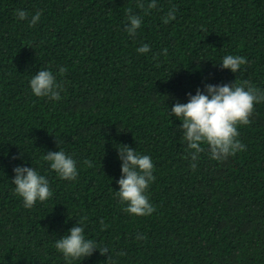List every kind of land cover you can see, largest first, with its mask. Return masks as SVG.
<instances>
[{
  "label": "trees",
  "instance_id": "1",
  "mask_svg": "<svg viewBox=\"0 0 264 264\" xmlns=\"http://www.w3.org/2000/svg\"><path fill=\"white\" fill-rule=\"evenodd\" d=\"M137 3L0 0V264H68L55 241L82 216L86 238L110 251L71 264H264V102L238 129L246 151L224 161L205 151L195 170L182 121L170 116L205 84L248 80L264 91V0H156L146 14ZM128 8L142 17L134 37ZM18 9L42 15L30 27ZM228 54L249 63L221 68ZM40 69L62 83L59 101L32 93ZM122 145L152 158L151 215L124 212L116 196ZM59 148L77 161L75 180L43 159ZM18 165L45 175L52 197L25 208L12 183Z\"/></svg>",
  "mask_w": 264,
  "mask_h": 264
},
{
  "label": "clouds",
  "instance_id": "2",
  "mask_svg": "<svg viewBox=\"0 0 264 264\" xmlns=\"http://www.w3.org/2000/svg\"><path fill=\"white\" fill-rule=\"evenodd\" d=\"M137 7L143 9L145 14L148 10L156 8V0H151L145 7L142 0H138ZM126 11L125 31L129 36L134 37L142 25V17L133 13L131 8ZM176 8L169 10L163 18L165 24L176 19ZM42 12L37 11L29 18L24 9L16 11V17L20 20H27L29 26H35ZM150 51L148 44L137 48V52L144 54ZM164 54L167 49L163 50ZM249 61L245 56L228 54L220 62L221 68L230 69L238 73L242 65ZM67 72L66 67L59 68V74L63 76ZM30 88L36 97H47L53 101L61 99V92L64 90L62 83L57 81L56 75L48 69H40L30 80ZM188 101L181 103L177 101L170 109V116H175L182 123L180 128L183 139L187 144L188 155L192 163L190 167L196 169V161L200 154L207 151L210 158L216 161H224L229 156H235L238 152L246 151V145L239 139V127L251 123L250 117L255 111L257 103L264 102V91L257 88L248 80L237 83L205 84L204 89L197 88L196 93H188ZM58 142V141H57ZM59 146V142H58ZM206 146V147H205ZM118 155L121 163V176L116 181L119 190L116 196L122 204H125L123 211L136 216H148L155 211V207L149 200L147 190L155 180L153 175L154 163L149 155L141 154L128 145L118 147ZM16 158V157H14ZM43 159L50 163L61 179L75 180L78 176L77 161L64 150L48 151ZM84 165L92 167L89 160ZM15 176L12 183L15 186V193L22 198L25 208H32L37 201L44 202L53 195L49 180L34 167L18 165L13 169ZM87 216H82L79 223H76L68 230V234L61 236L55 241V248L63 254L64 259L71 264L73 260H82L89 257L95 250L100 254L109 253V248L100 246L95 240L86 238ZM101 230L108 226L100 221ZM138 239L144 237L139 236ZM124 253H121L123 255ZM109 258V256H108Z\"/></svg>",
  "mask_w": 264,
  "mask_h": 264
}]
</instances>
